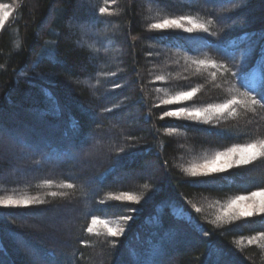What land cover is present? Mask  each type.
<instances>
[{"label":"trees","instance_id":"1","mask_svg":"<svg viewBox=\"0 0 264 264\" xmlns=\"http://www.w3.org/2000/svg\"><path fill=\"white\" fill-rule=\"evenodd\" d=\"M181 16L208 32L151 27ZM262 78L264 0H19L0 30V199L43 203L0 206V262L264 264V216L217 220L264 190V157L188 171L264 139ZM249 97L260 104L164 115Z\"/></svg>","mask_w":264,"mask_h":264},{"label":"snow or ice","instance_id":"2","mask_svg":"<svg viewBox=\"0 0 264 264\" xmlns=\"http://www.w3.org/2000/svg\"><path fill=\"white\" fill-rule=\"evenodd\" d=\"M15 11L14 8L9 4H0V30H3L5 27V23L9 20V18L13 15ZM100 13H108V8H101ZM111 14V13H109ZM185 21L191 27H185ZM152 28L155 29H183L185 32H192L194 29L199 28L204 32H208V28L205 24L197 23L191 17L181 16L179 19H168L164 20L162 23H156L151 25ZM200 64H206L207 62L204 60L199 61ZM213 68L216 67V64L213 62L211 64ZM235 75V73H233ZM264 80V78H262ZM195 95V90L182 92L178 96H174L168 100H165V104H173L178 103L181 100H190ZM247 96V93H244ZM261 99L264 100V93L261 94ZM260 100H257L255 97H249L247 101L238 100L233 98L229 100L225 104H221L219 106H215L211 109H179L175 111H166L164 115L166 116H181L187 115L189 118L197 119L202 116H205L206 112H215L217 114H223L233 105L245 104L249 103L252 106L260 104ZM235 115V112L232 113ZM210 119V117H205V122ZM260 157H264V139H259L256 142L246 143L241 146H235L229 148L226 152H218L212 158L205 160L202 164L194 165L192 168L188 169L191 175H210L212 173H221L225 172L232 167H241L244 165H248L253 163ZM62 187L73 188L74 185L68 183L66 185H61ZM51 195L56 196V193H52ZM116 200H125L129 202H139V198L133 196L131 194H124L122 196L115 197ZM33 203H43L38 197L33 199L21 198L15 199L13 197H7L4 199H0V206L2 207H19L24 206L28 207ZM134 211V210H133ZM256 215L264 216V190L260 191H252L250 194H238L233 199H230L228 203L224 206L223 213L221 216L217 217V220H223L225 223L233 222L240 220L242 218H250ZM123 219H131V217H123ZM93 224L98 223L96 219L92 220ZM105 227L107 229V233L116 237L119 236L123 229L118 227L108 226L105 222ZM88 232H92L91 228H88ZM259 239L264 240V234H260ZM251 239H249V243L251 244ZM2 264V262H0Z\"/></svg>","mask_w":264,"mask_h":264},{"label":"rangeland","instance_id":"3","mask_svg":"<svg viewBox=\"0 0 264 264\" xmlns=\"http://www.w3.org/2000/svg\"><path fill=\"white\" fill-rule=\"evenodd\" d=\"M3 3H6V4H9V5H11V7L12 8H16V5H18V3H19V0H6V2H4V0H0V4H3ZM248 50H250V49H248ZM251 54H252V50H250V51H248L247 53H245L242 57H241V59H240V61H241V65L242 66H240V67H243V65H245L250 59H251ZM248 66V65H247ZM212 174H217V173H212ZM13 207H15V206H13ZM181 215H183L182 213H181ZM184 216V215H183ZM47 217V216H46ZM48 217H50V216H48ZM64 222V220L62 219L61 221L59 220V225H61L60 226V228L62 229L63 228V226L65 225V223H63ZM67 226V225H66ZM117 227L118 228H120L121 227V224H118L117 225ZM68 228V227H67ZM103 228H105L104 227V225L102 224V223H98V229H100V230H102ZM70 231V230H69ZM105 231H107V229H105ZM69 236H70V233H69ZM32 259H36L34 256L32 257ZM36 262V261H35Z\"/></svg>","mask_w":264,"mask_h":264}]
</instances>
